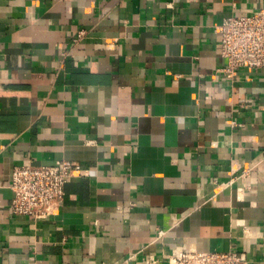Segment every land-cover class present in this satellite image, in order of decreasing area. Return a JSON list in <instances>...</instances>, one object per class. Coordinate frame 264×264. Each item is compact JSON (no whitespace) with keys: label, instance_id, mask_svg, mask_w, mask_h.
Wrapping results in <instances>:
<instances>
[{"label":"crops","instance_id":"crops-1","mask_svg":"<svg viewBox=\"0 0 264 264\" xmlns=\"http://www.w3.org/2000/svg\"><path fill=\"white\" fill-rule=\"evenodd\" d=\"M261 7L0 0V264H264V71L224 73L216 31ZM58 159L83 169L62 207L13 214L14 167Z\"/></svg>","mask_w":264,"mask_h":264},{"label":"built area","instance_id":"built-area-1","mask_svg":"<svg viewBox=\"0 0 264 264\" xmlns=\"http://www.w3.org/2000/svg\"><path fill=\"white\" fill-rule=\"evenodd\" d=\"M216 31L220 34L221 53L226 61L222 67L224 73L236 77L243 68L264 71V7L249 14L228 16L216 25ZM85 34L80 31L78 38ZM82 172L80 163L66 159L50 164L16 165L10 183L12 213L36 219L53 215L64 203L66 184ZM133 258L134 254H130L119 264H131ZM164 260L165 264H250L247 253L238 250H178L166 254ZM160 261L156 255L146 260L149 264Z\"/></svg>","mask_w":264,"mask_h":264}]
</instances>
